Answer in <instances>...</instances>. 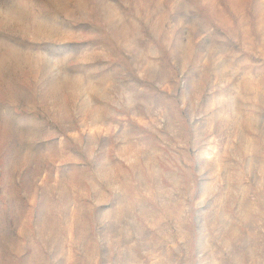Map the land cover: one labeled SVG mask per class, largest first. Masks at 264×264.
<instances>
[{"label": "rangeland", "instance_id": "rangeland-1", "mask_svg": "<svg viewBox=\"0 0 264 264\" xmlns=\"http://www.w3.org/2000/svg\"><path fill=\"white\" fill-rule=\"evenodd\" d=\"M0 264H264V0H0Z\"/></svg>", "mask_w": 264, "mask_h": 264}]
</instances>
